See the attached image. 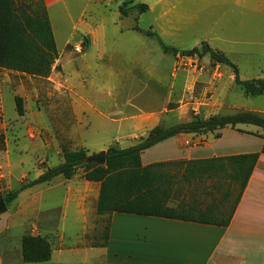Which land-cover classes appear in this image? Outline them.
<instances>
[{"label":"rangeland","instance_id":"obj_1","mask_svg":"<svg viewBox=\"0 0 264 264\" xmlns=\"http://www.w3.org/2000/svg\"><path fill=\"white\" fill-rule=\"evenodd\" d=\"M42 2L59 56L46 78L0 70L1 196L59 164L65 151L83 148L92 155L114 144L125 147L129 138L137 139L142 126L168 127L192 115L238 110L264 115V94L244 95L229 68L213 64L208 56L164 53L155 38L142 32H154L165 46L179 50L205 41L237 65L241 79L258 78L264 72V0ZM140 4L147 5L141 14L136 8ZM15 97L22 99V116L16 112ZM170 105L174 108L168 110ZM152 111L155 114L141 118ZM132 122L137 134L129 132ZM230 141L227 137L226 143ZM174 143L186 145L181 140L149 149L145 164L175 149ZM188 144L200 146L201 141ZM82 173L80 169L70 180L60 177L29 189L7 206L0 215L6 225L2 264H24L19 238L25 234L49 242L52 257L42 264H105L104 252L90 247L103 243L110 216L96 214L97 188H88ZM175 189H181L180 194L170 205L193 210L218 202L223 192L211 190L209 181L178 182ZM234 198L235 193L221 205L219 219L227 217ZM120 216L124 218L116 221L115 230L123 236L114 239V246L138 252L131 255V263L153 262L141 255L148 254V248L131 234L144 222ZM149 226L145 222V228L154 229Z\"/></svg>","mask_w":264,"mask_h":264},{"label":"trees","instance_id":"obj_2","mask_svg":"<svg viewBox=\"0 0 264 264\" xmlns=\"http://www.w3.org/2000/svg\"><path fill=\"white\" fill-rule=\"evenodd\" d=\"M136 8L139 14L147 10V5ZM124 13V12H122ZM136 30L138 28L136 27ZM158 42L164 53L174 57L202 58L208 56L213 64L224 65L231 70L234 83L244 95L258 97L264 94V72L261 77L241 79L239 70L226 55L211 48L205 41L190 50H179L165 46L156 33L142 31ZM52 26L42 0H0V70H9L32 77L46 78L58 59ZM16 112L24 114L22 99L15 97ZM168 106V110L173 109ZM238 125H251L264 132V115L249 110H238L229 114H212L207 117L192 115L190 119L165 127L158 124L137 143L120 148L117 144L106 149L104 164L87 162L88 152L81 148L65 151L62 161L46 168L38 177L20 184V186L1 196L8 206L18 195L37 185L50 183L61 176L65 180L73 178L82 170V178L99 184L96 214L99 216L113 213L141 217L162 218L207 225L226 226L244 191L259 153L216 157L199 160H175L142 165L141 155L155 145L180 134H214L224 128L240 133ZM219 138L220 134L215 133ZM263 145L260 153L264 154ZM0 150H3L0 135ZM210 182L211 190L223 189L218 202L210 204L204 210L187 209L170 205L179 197L181 189H175L179 183L199 185ZM235 198L227 217L219 219L221 205ZM109 224L106 226L104 241L91 247H104L107 243ZM20 254L23 263L40 264L50 261L52 249L49 242L41 236L26 234L20 242Z\"/></svg>","mask_w":264,"mask_h":264},{"label":"crops","instance_id":"obj_3","mask_svg":"<svg viewBox=\"0 0 264 264\" xmlns=\"http://www.w3.org/2000/svg\"><path fill=\"white\" fill-rule=\"evenodd\" d=\"M152 114H155V112H149L142 115L141 118L146 119ZM129 125V132L131 134H137L139 132L134 122ZM156 125L158 124L149 127L142 126L140 135L137 136V139L129 138V145L125 147L137 143ZM238 128L259 136L224 128L215 132L220 134L219 138L215 137V133H208L205 135L180 134L155 145L152 149L150 148V150H153L163 144H173V142L181 140L186 142L184 147L174 143L175 149H171L164 154L163 157L153 156L152 159L154 160L152 161L155 163L157 162V158L160 159V161L163 159H167L168 161L199 160L259 153L244 191L226 226L113 213L108 215L110 216V223L106 245L104 247H90V249L104 252L105 264H134L131 263L133 261L131 255L134 256L138 252L136 253L135 250L130 249L124 251V245L122 244L114 246V239L123 236L122 232L115 230V224L116 221L124 218L120 215H124L140 218L135 220H142L144 222L143 228L140 231L131 233L133 238H136L138 241V244L140 243V246L142 245L148 248L146 250H148L149 253L141 255L154 259L153 262H142V264H264V154L260 153L263 145L261 136H264V132L256 127L251 128L246 125L238 126ZM120 130L121 126L117 131L116 138L120 135ZM227 137L230 138V143H226ZM196 140L198 142L201 141L200 146H189V141L194 142ZM150 150H146L141 155L142 165L152 164V161L145 164V159H143V156ZM60 177L61 176H58L54 178V180ZM83 182L88 188H97L93 199L94 210L96 211L99 184L88 182L84 179ZM48 184L49 183H44L34 187ZM145 222L150 225L149 227H153L154 229L145 228ZM5 226V220L0 217V264L3 262V254L6 248ZM22 236L19 238V250ZM133 248L135 249V247ZM136 250H141V248L137 247ZM62 252L63 251L59 254H62Z\"/></svg>","mask_w":264,"mask_h":264},{"label":"water","instance_id":"obj_4","mask_svg":"<svg viewBox=\"0 0 264 264\" xmlns=\"http://www.w3.org/2000/svg\"><path fill=\"white\" fill-rule=\"evenodd\" d=\"M106 159V151H100L98 153L89 155L87 157V162L89 163H97V164H104ZM7 211V206L4 204L3 200L0 199V215Z\"/></svg>","mask_w":264,"mask_h":264},{"label":"built area","instance_id":"obj_5","mask_svg":"<svg viewBox=\"0 0 264 264\" xmlns=\"http://www.w3.org/2000/svg\"><path fill=\"white\" fill-rule=\"evenodd\" d=\"M55 1H59V0H55Z\"/></svg>","mask_w":264,"mask_h":264}]
</instances>
